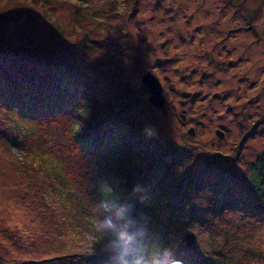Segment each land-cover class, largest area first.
Here are the masks:
<instances>
[{"label": "rangeland", "instance_id": "1", "mask_svg": "<svg viewBox=\"0 0 264 264\" xmlns=\"http://www.w3.org/2000/svg\"><path fill=\"white\" fill-rule=\"evenodd\" d=\"M118 25L123 33L111 28ZM51 32L75 56L83 51L91 108L76 117L58 86L45 100L64 112H40L35 102L28 114L11 104L15 90L0 93V264H71L64 255H90L112 231L139 248L133 219L147 213L161 216L159 225L182 221L195 235L189 248L213 259L183 264H213L215 249L231 245L232 264H264V214L253 217L263 207L252 189L264 154V0H0L5 46L47 48ZM59 68L82 65L76 58ZM146 72L162 84L164 109L149 103ZM105 134H114L118 149ZM105 151L108 167L99 156ZM175 177L180 191L171 187ZM168 239L147 246L163 253L153 264L182 261L175 245L183 240ZM138 248L135 256L149 261Z\"/></svg>", "mask_w": 264, "mask_h": 264}, {"label": "trees", "instance_id": "2", "mask_svg": "<svg viewBox=\"0 0 264 264\" xmlns=\"http://www.w3.org/2000/svg\"><path fill=\"white\" fill-rule=\"evenodd\" d=\"M43 3L40 2V5ZM64 4L67 6V3L64 2ZM81 7H78L74 9L75 12H80ZM44 10L48 11L53 17L54 13L53 10H50L48 7H46ZM99 10L98 7H94L93 11ZM89 9H87L84 12V15H88ZM55 20H57L55 18ZM111 28L114 29V32L117 34L118 31L122 32L121 27L118 26H112ZM1 38V36H0ZM45 38H50V42H47V48L46 47H41L42 45H35L31 48H29L26 51L23 50H17L16 47H12V43L7 42L9 46H5L2 44V41L0 39V93H6V91L9 90H15V93L12 94L11 98L15 101L12 102L11 104L17 107L19 110H24L27 111L29 114L30 108L35 106V102H37L40 105V112H50L49 109H55L57 106L52 102L51 103L45 100V97L48 94H51L50 89H54L56 86H58V90H63L66 89L65 91H59L58 93L62 95H69V106L74 110V113L76 117H83L86 111H88L91 108V103L87 101L86 97L84 96V90L87 85V78H86V68H87V61L83 55V51H78V55L75 56L74 53L71 50H68L71 44L69 43H61L58 44L57 35L55 32L49 33ZM75 45V44H74ZM41 49H44L43 51H39ZM24 55V56H23ZM33 55L34 57H37V60H30L29 56ZM78 59L82 65V68L79 71L75 72H62L60 71L59 64L60 63H65L67 61L71 62V60ZM11 63L14 64V66H11ZM28 67L31 68V75L28 76L27 74H23L24 71L28 70ZM18 68V74L15 76H12V73L16 71ZM40 76V79L38 82H30V79L34 76ZM145 74V73H144ZM27 76V82L25 80L22 81V78ZM69 78L71 79V83L69 81ZM57 82V83H56ZM20 83V85H18ZM17 85L19 87H17ZM40 88L41 93L36 92V90ZM50 90V91H49ZM81 92V93H80ZM147 90L144 92V97H146ZM92 100H97V97L89 95L88 96ZM89 100V99H88ZM91 101V100H90ZM92 102V101H91ZM97 102V101H94ZM93 103V102H92ZM99 104V102H97ZM150 105L154 107L151 104V101H149ZM36 107V106H35ZM82 108L83 110H81ZM66 109V106L61 105L59 108H56L55 110H61L64 112ZM53 112V111H52ZM27 114V115H28ZM106 135V134H105ZM115 136L114 134H109L106 135V139L109 140L108 147L111 150L118 149V143H116V139L114 140ZM115 143H112V142ZM127 141V144H131L136 146V143L132 139L128 140H123L122 142ZM131 141V142H130ZM164 144V142H162ZM130 148H126V155L124 157L119 156L118 161L122 162L127 156L130 154ZM119 149H122L121 147ZM139 151H142L139 149ZM99 156L103 157L104 160V167L109 166V159L107 157V152H102L99 154ZM173 162V161H172ZM260 164L261 168H258V171L256 172V175L253 178L252 181V186L253 190L255 191V196L258 199V205L263 207L261 211H258L254 214V218H258V214H264V186L261 187V184H264V154L260 158ZM259 166V163L257 164V167ZM104 167H101L100 170H102ZM172 167V166H171ZM128 169V168H127ZM130 169V168H129ZM160 170V169H159ZM132 173L135 172V170H130ZM163 177H168L169 174L166 171ZM174 177V175H173ZM99 180V179H98ZM170 181V179H169ZM98 182V181H97ZM96 182V183H97ZM171 187L175 190L180 191L182 189V184L173 179V181H170ZM197 186V185H196ZM199 187V186H198ZM200 188V187H199ZM203 189V188H200ZM222 209L226 205H228V202H223L222 204ZM220 210V211H221ZM218 211V214L221 213ZM249 214V213H248ZM201 215L195 214L194 218H198ZM161 217V216H160ZM160 217L147 213L145 216H142L141 218H135L133 219L136 224L141 226L140 230V241H139V248L136 246V244L132 245H126V242L123 241L124 239L121 237L120 234L117 232H111L109 235L106 234L102 242H96L94 245L98 246L101 249H112L117 247L120 243L123 245L125 248L126 252H130V247L132 251H134L135 248H138V252L141 255H145L148 257V255H151L153 257V260L157 258L160 253H158L155 249H152L151 252H149L147 246H151V244L155 245L153 240L156 238V242H160L162 238H165L166 240H169V236L173 235L175 238V235L177 234V239L183 240L182 245H175L178 253H181L178 261L179 264H183V261L189 263V262H195L199 263V260L205 259H212L209 258L207 255H205L201 249H197L195 251L192 248H189L188 244L186 243V236L188 234V231H186L183 228V222L179 223H168V224H161L159 225L158 223L160 221H163ZM203 216H201L202 218ZM139 221H138V220ZM221 220L220 217H209L208 224L207 226L210 227V225H217V221ZM117 221L120 222L121 218L118 217ZM132 220L127 219L126 223H123L120 225H128ZM96 221H93L92 223L96 225ZM114 228L117 229V227L112 224ZM178 241V240H176ZM173 244V242H172ZM165 246V248H171L169 246V243L162 244ZM174 245V244H173ZM234 247L235 245L227 246L225 247L227 250L226 252H218L217 249L213 252L214 254V263L213 264H225L226 262H230L231 264L233 255H234ZM120 250V248H119ZM188 251H192V254L187 256ZM173 252V251H171ZM185 253V254H183ZM78 253H71V254H66L63 257H72L71 259V264H108L111 260V256L109 254H105L102 258L99 259H92V257H85L83 255L79 254V259L76 260V255ZM220 257V258H219ZM213 260V259H212ZM151 261V262H152ZM149 263V261H146Z\"/></svg>", "mask_w": 264, "mask_h": 264}, {"label": "water", "instance_id": "3", "mask_svg": "<svg viewBox=\"0 0 264 264\" xmlns=\"http://www.w3.org/2000/svg\"><path fill=\"white\" fill-rule=\"evenodd\" d=\"M142 82L149 88V100L158 108H165V97L163 93V87L159 78L151 72H146L143 75ZM189 133L192 135L195 134L194 128L189 130ZM219 137L223 138L225 133L223 130H217ZM195 240L194 234H187L186 243L191 246ZM193 241V242H192Z\"/></svg>", "mask_w": 264, "mask_h": 264}, {"label": "clouds", "instance_id": "4", "mask_svg": "<svg viewBox=\"0 0 264 264\" xmlns=\"http://www.w3.org/2000/svg\"><path fill=\"white\" fill-rule=\"evenodd\" d=\"M123 245L120 243L117 247L112 248V249H104V248L101 249L98 246H96V247L92 246V250H93V253L92 254L85 255L84 253L81 252L80 255H83L85 257L86 256L87 257H92V259L95 260V259L102 258L103 256H105V254H109L111 256V260H110V262L108 264H115L113 262V257L116 254H118V253L123 254L122 252L124 251L125 254H123V255H125V257H127V258L121 264H153L154 263V261H152L153 260V257L151 255H148L147 258L149 259L150 262L147 263L146 260H144L142 257L135 256V253H133L131 247H130V250L131 251L130 252H126L125 251V248L123 247ZM119 248H120V250H119ZM98 252H99L100 256L98 255ZM162 255H163V253H160V255L157 258L161 257Z\"/></svg>", "mask_w": 264, "mask_h": 264}, {"label": "flooded vegetation", "instance_id": "5", "mask_svg": "<svg viewBox=\"0 0 264 264\" xmlns=\"http://www.w3.org/2000/svg\"><path fill=\"white\" fill-rule=\"evenodd\" d=\"M224 133H225V131H224Z\"/></svg>", "mask_w": 264, "mask_h": 264}]
</instances>
